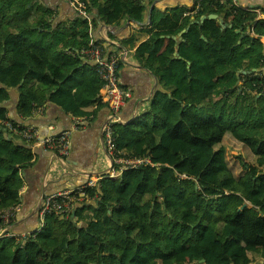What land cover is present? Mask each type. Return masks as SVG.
Here are the masks:
<instances>
[{
    "label": "trees",
    "instance_id": "trees-1",
    "mask_svg": "<svg viewBox=\"0 0 264 264\" xmlns=\"http://www.w3.org/2000/svg\"><path fill=\"white\" fill-rule=\"evenodd\" d=\"M83 1L101 20L115 14L141 23L147 11L145 0ZM193 8V15L178 11L179 25L158 34H177L210 14L230 24L206 19L183 34L179 53L190 62L191 77L206 72L213 82L199 90L178 88L184 68L173 69L172 51L153 61L142 57L162 90L147 111L113 126L116 150L151 165L86 189L95 201L76 209L90 212L78 216L82 225L71 213L50 211L27 240L0 239V264L264 261V19L232 0H195ZM52 22L53 14L33 0H0V103L6 88L17 87L25 117L46 102L73 117L92 116L86 109L97 102L102 81L83 64L88 59L81 52L90 46L87 20L77 18L70 28ZM140 48L154 55L158 42ZM6 122L18 126L0 113V214L19 204L22 174L32 165L30 150L4 135L11 132ZM228 136L252 155V165H242L238 176L226 158ZM209 171L216 174L214 183L202 179Z\"/></svg>",
    "mask_w": 264,
    "mask_h": 264
},
{
    "label": "crops",
    "instance_id": "crops-1",
    "mask_svg": "<svg viewBox=\"0 0 264 264\" xmlns=\"http://www.w3.org/2000/svg\"><path fill=\"white\" fill-rule=\"evenodd\" d=\"M194 2L195 0H145L147 11L141 23L115 14L108 20L99 19L94 11L90 14V19L87 21L89 44L98 43L106 55L119 56V84L122 89L131 93V97L119 112L123 124L147 111L155 93L162 90L158 80L144 65L142 57L153 61L159 59L163 51H172L173 69L184 68V72L176 80L178 88L188 87L192 91L199 90L201 86L213 82L206 72H203L198 79L192 78L190 62L184 60L179 53L180 46L184 43L183 34L188 31L193 20L177 34L165 36L158 34L159 31L175 29L179 25L181 16L178 11H182V17L193 15ZM33 3L53 14L54 27L62 25L70 28L78 18L67 0H33ZM234 5L241 10L254 11L259 19H264V14L261 13V10H264V0H235ZM151 10H153V23H150ZM151 26L153 28L148 32ZM149 41L158 42V50L154 55L140 48L143 43ZM261 42L264 45V37H261ZM82 59L83 64L92 65L89 60ZM260 72L264 77V63ZM1 87L3 86L0 84ZM6 91L7 98L0 103V113L5 115L6 120L13 121L21 127H33L43 137H54L62 131H71L69 155L64 158L50 150L27 143L7 130L4 131V135L12 139L15 144L23 145L30 150L32 165L23 171V183L19 190V204L15 217L4 224L3 230L5 237L24 233L33 235L41 228L39 209L46 196L78 189L87 183L88 178H96L109 171L111 162L102 145V126L107 120L109 110L105 104L98 101L97 96V102L86 109L87 112H93L92 116L81 117L83 118L81 123L74 129V121L77 117H73L50 102L44 103L29 116H23L20 112L18 88H6ZM235 142L233 147L237 151L234 154L242 170V165H252V155L241 143ZM209 172L204 176H209L211 174ZM212 176L216 181V174L212 173ZM94 201V198L86 196L75 202L71 214L74 212L73 220L78 221V225L83 224L78 216L90 212L76 211V209L92 205ZM262 263L264 261H259V264Z\"/></svg>",
    "mask_w": 264,
    "mask_h": 264
},
{
    "label": "built area",
    "instance_id": "built-area-1",
    "mask_svg": "<svg viewBox=\"0 0 264 264\" xmlns=\"http://www.w3.org/2000/svg\"><path fill=\"white\" fill-rule=\"evenodd\" d=\"M67 2L73 8L78 18L87 21L90 19V13L87 11V6L83 0H67ZM232 4H235V0H232ZM81 53L92 63L94 73L102 81V86L98 93V101L105 104L109 110L107 120L102 126V145L105 154L110 159L111 166L106 174L99 175L96 178H88L87 183L78 189L62 191L46 196L39 209L41 227L43 226L45 215L50 211H53L60 217H68L72 212L75 202L80 200V198L86 197V189L97 187L99 181L102 179H115L120 176L123 170H136L141 166L151 165L150 161L147 159H126L121 152L116 150L114 144L113 126L116 124H123L119 112L126 101L131 97V93L122 89L119 84V56L115 54L106 55L101 45L95 42L91 43L90 46ZM82 119L81 117L75 118L74 129L77 128ZM5 126L13 134L21 137L27 143L50 150L61 158L69 155L71 131H62L54 137H43L40 136L33 127L21 128L19 125L12 126L8 122L5 123ZM16 210L17 206L1 212L0 239L5 238L6 235L3 230L4 224L13 220ZM31 236L33 235L26 233L18 236L11 235L17 242L25 241Z\"/></svg>",
    "mask_w": 264,
    "mask_h": 264
},
{
    "label": "rangeland",
    "instance_id": "rangeland-1",
    "mask_svg": "<svg viewBox=\"0 0 264 264\" xmlns=\"http://www.w3.org/2000/svg\"><path fill=\"white\" fill-rule=\"evenodd\" d=\"M8 62H9V58H7L4 63L6 64ZM234 143H236L235 140L230 138L229 136L224 141V144L226 146V158L228 161L229 168L234 173V175L238 176L241 173V168H240L241 166L239 165V163H237L238 159H237V156H235L234 154L237 151L235 147H233V145H235ZM247 155H248V152H247ZM209 173H211L209 176L202 175V179L203 178H204L203 180L208 179V181L207 180L205 181L207 182L213 181L209 183H214L215 180H214V177L212 176V172H209ZM3 243H4L3 240H0V245H3ZM8 252L11 253L12 251L9 249Z\"/></svg>",
    "mask_w": 264,
    "mask_h": 264
},
{
    "label": "water",
    "instance_id": "water-1",
    "mask_svg": "<svg viewBox=\"0 0 264 264\" xmlns=\"http://www.w3.org/2000/svg\"><path fill=\"white\" fill-rule=\"evenodd\" d=\"M150 8H151V7H150ZM206 19H215V20H217V21H218L223 27H226V26L231 27L230 24L224 23V22H223V21H222L217 15H215V14H210V15H207V16H201L198 20L194 21L192 24H202L203 21L206 20ZM236 32L238 33L239 31H236ZM73 217H74V212L71 214L70 219L73 220ZM199 262H200V263H203L204 260H200ZM262 264H263V263H262Z\"/></svg>",
    "mask_w": 264,
    "mask_h": 264
}]
</instances>
